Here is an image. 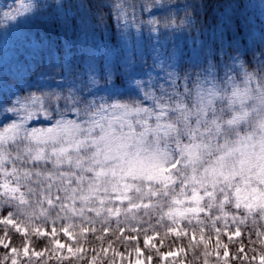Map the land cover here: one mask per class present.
<instances>
[{"label": "snow or ice", "instance_id": "obj_1", "mask_svg": "<svg viewBox=\"0 0 264 264\" xmlns=\"http://www.w3.org/2000/svg\"><path fill=\"white\" fill-rule=\"evenodd\" d=\"M115 7L117 19L125 16L121 5ZM149 23L151 31H160L158 22ZM163 27L177 26L166 21ZM229 59L233 63L210 60L195 76L169 71L162 83L137 82L143 95L132 102L85 101L71 89L18 97L7 110L18 119L0 126V197L23 206L30 204L29 194L38 195L40 216H47L45 203L82 217L90 204L87 211L97 217L159 209L160 221L173 225L195 218L200 242L207 224L219 235L216 224L230 219L240 235L249 217L264 220V75L255 77L235 57ZM40 114L49 126L27 127ZM109 200L128 206L106 208ZM13 215L0 223L13 224ZM70 227L61 230L71 238ZM167 231L187 235L183 229ZM52 233L59 244L55 228ZM259 260L264 264V255Z\"/></svg>", "mask_w": 264, "mask_h": 264}, {"label": "rangeland", "instance_id": "obj_2", "mask_svg": "<svg viewBox=\"0 0 264 264\" xmlns=\"http://www.w3.org/2000/svg\"><path fill=\"white\" fill-rule=\"evenodd\" d=\"M103 2L105 11L113 17L109 30L102 29L104 33L96 27V23L92 22L90 14L83 10L80 0H0V126L18 119L16 114L7 111L13 107V101L17 97L30 93L37 95L49 93L48 89L53 88L55 91L66 87L67 84H74L73 91L85 101L113 103L108 100L122 97L120 103H124L142 99L143 92L138 90L137 82H143L145 86L150 81L156 84L162 83L165 73L169 71L176 72L181 78L185 72L195 76L210 60L213 63L222 60L231 64L233 61L229 57H235V63L243 65L255 77L264 75V0L230 1L216 9L215 17L212 16L203 23L200 21L198 0H103ZM116 5H121V11L125 13V16L119 19H117ZM46 18L54 21L60 35L69 34L57 42L67 49L75 47L79 50L80 55L74 62L69 61L68 53L57 57L61 63L59 68L56 66L58 63L54 61L49 64L50 57L48 53H44L48 51L49 46H45V43L39 40L38 32ZM197 20H199L198 24ZM149 21L158 22L160 31H151L153 25ZM166 21H174L177 26L175 30L164 29L163 25ZM54 58L56 59V55ZM57 92L63 93L62 90ZM48 126L49 122L43 114L35 115L27 121L29 128ZM48 167L51 168V165ZM28 187L36 186L32 184ZM21 190L27 192L26 187H22ZM56 194L53 189V196ZM38 200V195L32 197L36 205ZM143 202L149 201L145 199ZM2 204L8 203L5 198L0 197V220L8 217L1 214ZM93 206L90 204L87 207ZM117 206L126 209L128 205L127 202L120 204L119 201L112 200L106 201L105 204L106 208ZM43 207L48 215H52L49 221L40 219L38 222L27 223L24 218H12L13 224L7 225L15 230L17 229L14 225H18L22 229L19 232H24V227L29 225L34 229H41L46 234L39 235L49 239V248L35 251L25 245L19 249L15 248V252L12 251L14 248H9V255L16 257L19 253L30 258L49 259L80 253V247L73 245V234L89 229L91 225L101 227L107 223L115 228L117 226L120 232L121 229H125L124 225L134 222L132 217L137 216L138 213L152 211L151 208L148 210L140 208L131 213L121 211L119 217L111 216L117 218H113L114 222L110 223L106 221L109 218L107 213L97 217L94 212L87 211V207L83 217L61 213L59 208L49 209L46 203ZM76 207L77 209L81 207L79 202ZM156 210L160 214V210ZM164 210H167L166 202ZM227 210L235 212L231 207ZM58 213L60 218H57ZM65 215L69 218L64 219ZM200 219L206 220V217L201 214ZM163 221H167L169 227L175 231L183 229L190 230L191 233L197 232L196 226L189 224L188 220H181L179 225L171 224L167 218ZM192 222L196 224L195 218H192ZM246 224L262 227L255 229L254 236L249 240L251 246L249 255L260 263L259 257L264 255V250L261 248L264 240V220L258 216L249 217L245 224L240 225V233L241 228ZM66 225H72L68 229L71 238L61 230ZM207 225L211 226L210 223ZM215 227L224 234L228 233L226 234L228 239L230 235L231 238L239 236L235 235L236 226L230 219L227 224L221 221ZM54 228L55 239L59 240V244L54 243L52 233ZM207 232L204 231L203 237L207 236L209 240L217 238L215 233ZM258 232L261 235L258 236ZM59 234L64 235L68 241L59 239ZM198 235L201 236V232ZM154 236L147 237L149 238L147 245L155 247ZM0 241H2L0 246L7 248L5 247L8 245L7 240L0 237ZM213 251L224 264H228L226 250L215 246ZM108 253L109 251L104 250L103 254ZM247 253L245 251V255ZM98 254V250L92 252L89 257L90 264H96L94 258ZM183 254V250L178 248L162 252L158 264H186ZM110 255L113 253L111 252ZM114 257L113 255L111 258L114 263L104 264H119L122 259L127 264H149L140 252L118 256L116 261Z\"/></svg>", "mask_w": 264, "mask_h": 264}, {"label": "trees", "instance_id": "obj_3", "mask_svg": "<svg viewBox=\"0 0 264 264\" xmlns=\"http://www.w3.org/2000/svg\"><path fill=\"white\" fill-rule=\"evenodd\" d=\"M80 1L83 4V10H85L88 15L90 14L92 22L97 24L96 27L99 28L101 32H103L102 29L108 31L113 17L112 14H108L105 11L103 0ZM230 1L233 0H198V3H200L198 9L201 14L200 21L203 23L208 21L210 17H215L216 9L221 8L223 4L230 3ZM198 21L199 20H197V24L199 23ZM38 32L40 33L39 40L43 41L45 46H49L47 47L48 51L44 52L45 54L48 53V57H50L49 64L54 61L55 63L60 64H56L57 68H59L61 63L57 57L69 53V61L74 62L77 56L80 55L77 48L72 47L67 49L63 44L61 45L57 42L58 40L60 41L62 37L65 38L66 36H69V34L61 33L60 35L58 28L55 26L52 19L46 18ZM70 35H72V33ZM54 43H56V45H54ZM55 55L56 59L54 58ZM70 89H75L74 84H67L66 87L56 89L55 91L53 88H50L48 89V92L55 93L62 90L64 93L68 92ZM13 100H15V98H13ZM122 100V97H114L108 101L120 102ZM55 118L57 117L55 113H53V120ZM32 197L34 196L30 194L27 196V199L30 201V204L28 205L20 206L18 201L11 204H2L3 207L1 214L8 215L9 213H14L12 218H24V221L27 223L31 221L38 222L40 219L49 221V219L52 218V215L47 214V216H40L39 205H36V203L32 201ZM159 216L160 214H158V211H154L153 209L148 213L140 212L137 216L132 217L134 222L129 225H124L125 229L120 232L118 231L119 229L117 226L115 228L113 225H108V223L101 227L91 225L87 231H83V234H81L82 231L73 234V245L80 247V253L77 252L65 257H52L49 259H45L44 257L30 258L19 253L16 257L9 255V248L19 249L25 245L35 251L47 250L49 248V239L39 235L31 225L24 227V232H19L7 224L0 223V237L5 238L8 243L7 248L0 246V264H12L13 260L16 261V264H90L89 257L95 250L99 251V254L95 255L94 258L96 264H104L106 262L114 263L111 259L113 255L115 256L114 260L116 261L118 260V256H124L135 252H140L142 257L148 261L149 264H158L160 253L175 248L183 250L184 261L186 264H205V261H207V264H224L219 256L214 254L215 252L213 251V248L215 246L227 251L228 264H260L249 255L251 249L249 240L254 236L257 228L261 227L260 225L246 224L241 228V233L237 238L230 239H228L227 235L222 232L217 235V233L214 232V229L207 225L205 226L204 231H208V234L215 233L217 238L215 240H209L206 236V238L204 237L205 242H200L201 236L198 235L200 234V226L193 224L192 222L191 225L196 226L197 232L191 233L192 231L189 230L187 231V235L178 237L175 233L167 231L169 228L167 221H160ZM92 218L90 220H92ZM113 218L117 217H109L106 221L112 223L114 222ZM158 221L160 222L158 223ZM93 228L95 231L91 230ZM105 228L108 229L107 232L104 231ZM133 229H135V231H133ZM151 235H155V247L145 244L146 237ZM193 236H195V240L193 239ZM133 237H135V239H133ZM59 239L66 240L62 234H59ZM261 245L262 250H264V240ZM137 249H139V251H137ZM104 250L109 251V253L104 255ZM245 251L248 252L246 255ZM111 252L113 255H110ZM119 264L127 263L122 259Z\"/></svg>", "mask_w": 264, "mask_h": 264}]
</instances>
